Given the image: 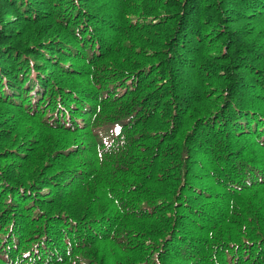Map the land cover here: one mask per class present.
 Listing matches in <instances>:
<instances>
[{"label":"trees","instance_id":"obj_1","mask_svg":"<svg viewBox=\"0 0 264 264\" xmlns=\"http://www.w3.org/2000/svg\"><path fill=\"white\" fill-rule=\"evenodd\" d=\"M0 264H264V0H0Z\"/></svg>","mask_w":264,"mask_h":264},{"label":"bare ground","instance_id":"obj_2","mask_svg":"<svg viewBox=\"0 0 264 264\" xmlns=\"http://www.w3.org/2000/svg\"><path fill=\"white\" fill-rule=\"evenodd\" d=\"M75 29V28H74ZM75 31H76V29H75ZM2 81V80H1ZM61 110V109H60ZM60 120V119H59ZM68 246V245H67ZM70 246V245H69ZM249 247V246H248ZM242 256H243V254H242ZM247 256V255H246ZM248 258V257H247Z\"/></svg>","mask_w":264,"mask_h":264}]
</instances>
